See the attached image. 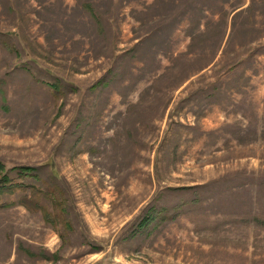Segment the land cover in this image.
I'll return each instance as SVG.
<instances>
[{
  "label": "rangeland",
  "instance_id": "374dc122",
  "mask_svg": "<svg viewBox=\"0 0 264 264\" xmlns=\"http://www.w3.org/2000/svg\"><path fill=\"white\" fill-rule=\"evenodd\" d=\"M0 162V264H264V0H0Z\"/></svg>",
  "mask_w": 264,
  "mask_h": 264
},
{
  "label": "trees",
  "instance_id": "16d2710c",
  "mask_svg": "<svg viewBox=\"0 0 264 264\" xmlns=\"http://www.w3.org/2000/svg\"><path fill=\"white\" fill-rule=\"evenodd\" d=\"M36 170V167L30 166V165H22V166H14L10 168H6V166L0 162V194H14L17 190H27V188H32L31 190V198L29 199L27 195L25 194V197L22 198L20 201L21 204L26 206L27 208H34L39 209L42 211L44 218L47 220L48 216V210L45 208L43 204H41V199H43V196L45 198H51L52 191L49 187L44 185V182L42 184L38 183V177L36 174H34V171ZM12 171H15V176H11L10 173ZM32 175V177L35 178L33 183H26L24 180L25 176ZM37 181V182H36ZM36 183V184H35ZM45 188V189H42ZM26 192V191H25ZM148 217H144L141 221V225L148 222Z\"/></svg>",
  "mask_w": 264,
  "mask_h": 264
}]
</instances>
